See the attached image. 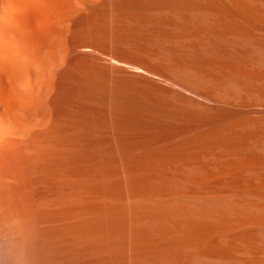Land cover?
<instances>
[{
  "label": "bare ground",
  "instance_id": "1",
  "mask_svg": "<svg viewBox=\"0 0 264 264\" xmlns=\"http://www.w3.org/2000/svg\"><path fill=\"white\" fill-rule=\"evenodd\" d=\"M0 15V264H264V0Z\"/></svg>",
  "mask_w": 264,
  "mask_h": 264
},
{
  "label": "rangeland",
  "instance_id": "2",
  "mask_svg": "<svg viewBox=\"0 0 264 264\" xmlns=\"http://www.w3.org/2000/svg\"><path fill=\"white\" fill-rule=\"evenodd\" d=\"M213 186V184H210L209 186H207L209 189H215L214 191L215 192H217V191H221V190H223L224 191V187L223 186H218V185H214V187H212ZM206 187V188H207ZM222 188V189H221ZM200 189V188H199ZM199 189H196V190H199ZM208 189V190H209ZM201 191H202V189H200ZM216 195V196H215ZM223 195H225V196H227L226 197V201L228 202L229 200H231V199H233V198H239V197H241V196H237L236 194L234 195V194H232V193H228V194H223ZM218 194H214V196L213 195H211V197H210V200H208V201H210V202H212L211 200H213V201H217L218 200ZM229 196V197H228ZM215 197V198H214ZM228 198V199H227ZM197 199V200H196ZM199 199V197L197 196H195V197H192V198H189L187 201H185L188 205H192V206H196V205H198V200ZM209 199V198H208ZM215 199V200H214ZM191 200H193V201H191ZM149 203L151 202V203H153V204H158V203H161L160 201H158V199H156V198H152L151 200H149L148 201ZM157 202V203H156Z\"/></svg>",
  "mask_w": 264,
  "mask_h": 264
},
{
  "label": "clouds",
  "instance_id": "3",
  "mask_svg": "<svg viewBox=\"0 0 264 264\" xmlns=\"http://www.w3.org/2000/svg\"><path fill=\"white\" fill-rule=\"evenodd\" d=\"M5 22H6L5 17L3 15H0V27H2L5 24ZM0 39H2V36H0ZM11 55L14 58L22 59L25 53L23 52L21 48L16 46L14 50L12 51ZM15 264H23V259L18 257L17 260L15 261Z\"/></svg>",
  "mask_w": 264,
  "mask_h": 264
}]
</instances>
